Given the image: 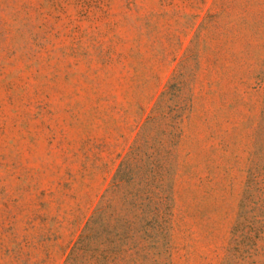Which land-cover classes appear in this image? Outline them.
<instances>
[{
	"label": "rangeland",
	"instance_id": "rangeland-1",
	"mask_svg": "<svg viewBox=\"0 0 264 264\" xmlns=\"http://www.w3.org/2000/svg\"><path fill=\"white\" fill-rule=\"evenodd\" d=\"M0 264H264V0H0Z\"/></svg>",
	"mask_w": 264,
	"mask_h": 264
}]
</instances>
